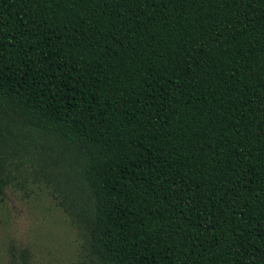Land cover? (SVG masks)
Listing matches in <instances>:
<instances>
[{
    "label": "trees",
    "instance_id": "trees-1",
    "mask_svg": "<svg viewBox=\"0 0 264 264\" xmlns=\"http://www.w3.org/2000/svg\"><path fill=\"white\" fill-rule=\"evenodd\" d=\"M24 159L94 264H264V0H0Z\"/></svg>",
    "mask_w": 264,
    "mask_h": 264
},
{
    "label": "rangeland",
    "instance_id": "rangeland-1",
    "mask_svg": "<svg viewBox=\"0 0 264 264\" xmlns=\"http://www.w3.org/2000/svg\"><path fill=\"white\" fill-rule=\"evenodd\" d=\"M11 171L0 199V264H94L83 231L37 163L24 159Z\"/></svg>",
    "mask_w": 264,
    "mask_h": 264
}]
</instances>
